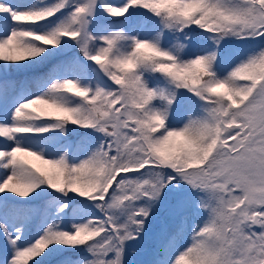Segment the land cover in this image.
I'll list each match as a JSON object with an SVG mask.
<instances>
[{"label":"snow or ice","instance_id":"snow-or-ice-1","mask_svg":"<svg viewBox=\"0 0 264 264\" xmlns=\"http://www.w3.org/2000/svg\"><path fill=\"white\" fill-rule=\"evenodd\" d=\"M0 138L4 264H144L185 210L190 246L166 260L165 227L151 264H264V0H0Z\"/></svg>","mask_w":264,"mask_h":264},{"label":"trees","instance_id":"trees-1","mask_svg":"<svg viewBox=\"0 0 264 264\" xmlns=\"http://www.w3.org/2000/svg\"><path fill=\"white\" fill-rule=\"evenodd\" d=\"M49 2H54V0H49ZM109 2L113 5H119V4H122L124 2V0H109ZM53 19H55V18H53ZM113 19H122V18H113ZM248 49L258 50L259 45L255 44V43L251 44L248 46ZM75 54L79 55L78 50H76ZM59 59L60 58H56V59L50 61L48 64H46L43 67H41L40 69H38L36 73H25L27 78L34 77L36 75H39L40 73L48 72L49 68H51ZM232 63H234V60L225 62L221 66L220 71L225 72L231 66ZM8 78L13 81V75H9ZM242 83H244V82H242ZM38 84L40 86H43L40 81H38ZM220 91H223V90H220ZM69 94L75 100L80 99L79 97L72 95V93H69ZM179 120H180V116L178 115L175 118L174 123H179ZM44 122H46V121H44V120L39 121V123H44ZM69 126L72 127L71 125H69ZM80 138L81 137L78 133H72L69 136V141L72 144H76L80 140ZM73 155H74V158L79 156L78 152H76L75 150H74ZM35 163L38 164L39 162H35ZM129 175H137V174L130 173ZM37 203L43 204V201H38ZM41 218L42 217H37L34 220V223H38L41 220ZM72 219L73 218L71 216L66 218L63 222V226L69 227L70 221ZM205 219H206V217L203 215H193L190 210H185L184 212H182L176 216L169 215L167 213V211L161 212L159 214V216L149 226V232H148V234H147V236H146V238H145V240L141 246L144 251H143L142 256L140 258L143 260L144 264H151V262L157 258L155 253L157 251L158 244L160 243V241L162 239L163 229L165 227H167L169 230V233H172L176 230V225L179 224L181 220H183V222H184L183 228L176 235L174 241L171 243V245L168 249V252L166 253V256H165L166 260L174 261L175 258L181 253V251L186 248V246H190L191 228L193 227V225L196 223H201L202 220H205ZM157 220L160 221V225H157ZM152 229H154V231L151 233ZM97 239H98V237H97ZM59 259H61V258L58 257L57 260H59ZM74 259H75V257H74ZM53 264H55V261L53 262Z\"/></svg>","mask_w":264,"mask_h":264},{"label":"rangeland","instance_id":"rangeland-1","mask_svg":"<svg viewBox=\"0 0 264 264\" xmlns=\"http://www.w3.org/2000/svg\"><path fill=\"white\" fill-rule=\"evenodd\" d=\"M8 2L17 3L19 2V0H8ZM10 75H13V81L16 82V87L12 90L13 95H20V94L36 95L42 88V86L38 84V81L34 79L28 80L26 84L21 83L22 81H25L27 78L25 73H12ZM66 95L70 96L69 93H67ZM72 99L75 100L74 98ZM117 107H119V105H117ZM9 123H11L10 119H9ZM37 123H39V121H37ZM9 144L10 142L6 141L5 138H0V148H7ZM3 171H7V170H0V174H2ZM42 223H43V217L38 223L33 222L32 226L30 227V230H28L25 233L26 242L30 240H34L39 234H41ZM5 257L11 259V255L9 253L6 241H4L2 237H0V264H4ZM29 264H34V261H29Z\"/></svg>","mask_w":264,"mask_h":264},{"label":"water","instance_id":"water-1","mask_svg":"<svg viewBox=\"0 0 264 264\" xmlns=\"http://www.w3.org/2000/svg\"><path fill=\"white\" fill-rule=\"evenodd\" d=\"M157 225H160V221L157 220ZM154 231V229L151 230V233Z\"/></svg>","mask_w":264,"mask_h":264}]
</instances>
